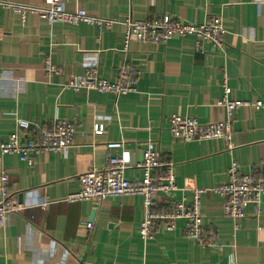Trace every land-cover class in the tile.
Segmentation results:
<instances>
[{
	"label": "crops",
	"instance_id": "1",
	"mask_svg": "<svg viewBox=\"0 0 264 264\" xmlns=\"http://www.w3.org/2000/svg\"><path fill=\"white\" fill-rule=\"evenodd\" d=\"M64 5L68 12L84 9L116 24L103 29L50 23L33 14L23 20L12 9H0V143L8 141L18 120L45 128L63 119L76 128L67 155L42 153L32 166L0 151V169L10 176L9 194L23 207L20 216L0 223V264H264V197L260 214L249 206L235 230L224 217L225 199L212 192L228 182L233 162L240 175L264 178V109H237L230 141L185 142L170 132L173 116L225 121L226 109L217 105L224 79L231 99L264 101V0H64ZM164 16L195 25L218 17L229 32L226 47L200 52L193 36L126 45L121 22ZM47 58L63 77H48ZM125 66L134 68L137 78L134 92L126 96L64 87L88 69L116 82ZM95 124L104 125L105 132L93 136ZM110 142L123 145L116 155L130 153V180L142 178L137 165L144 146L153 143L174 166L179 190L172 203L190 200L193 188L206 189L204 226L218 238L221 251L186 238L181 221L174 231L159 226L154 239L143 241L141 196L66 202L79 191L80 174L104 168Z\"/></svg>",
	"mask_w": 264,
	"mask_h": 264
},
{
	"label": "built area",
	"instance_id": "2",
	"mask_svg": "<svg viewBox=\"0 0 264 264\" xmlns=\"http://www.w3.org/2000/svg\"><path fill=\"white\" fill-rule=\"evenodd\" d=\"M12 9L23 20L29 14L47 19L50 23H85L109 29L116 21L90 15L84 9L68 12L64 0H45L42 5H15L0 1V9ZM125 27V43L131 41L159 45L174 38L193 36L196 48L203 52L207 48L222 50L226 47L227 27L218 17H212L203 24H190L170 16L136 21L128 18L121 22ZM45 71L48 77H63V70L53 65L49 58L45 60ZM135 69L122 67L116 82L102 79L97 69H88L83 76L67 79L64 87L74 91L91 90L110 93L116 97L134 92L136 83ZM223 97L217 102L224 107L227 119L216 123H202L193 117L173 116L170 120V132L174 139L185 142L231 140L233 134V117L239 108L253 110L264 109V101H237L231 99L232 90L224 79ZM105 132L102 124L93 126V136ZM76 128L68 121L59 119L50 127L33 128L30 122L17 121V129L8 141L0 143V151L5 154H16L29 166L34 165L35 157L42 153H59L67 155L75 144ZM121 143L106 144L108 156L102 170L90 169L79 175L80 189L65 198L68 203H79L95 200L106 201L110 198L141 196L145 209L144 220L140 227L143 241L154 239L157 228L163 226L167 231H174L179 221L184 223V235L202 247H211L221 251L215 235H210L204 226L202 214V197L208 191L193 188L190 200L184 198L172 203L171 197L179 188L176 183L174 166L162 159L153 143L144 146L143 160L137 168L143 172L140 180H130L126 172L131 168L129 152L115 151L122 148ZM229 147L231 145L229 144ZM10 176L0 169V223L5 225L11 216H20L23 207L9 194ZM212 192L225 199L224 217L234 223L235 230L240 229V221L246 218V209L253 205L260 214V204L264 197V178L254 174L240 175L238 164L233 162L228 171V182L213 189ZM159 201L160 206H157ZM45 206V204L43 205ZM92 228V224L89 225Z\"/></svg>",
	"mask_w": 264,
	"mask_h": 264
},
{
	"label": "water",
	"instance_id": "3",
	"mask_svg": "<svg viewBox=\"0 0 264 264\" xmlns=\"http://www.w3.org/2000/svg\"><path fill=\"white\" fill-rule=\"evenodd\" d=\"M21 197V196H20Z\"/></svg>",
	"mask_w": 264,
	"mask_h": 264
}]
</instances>
